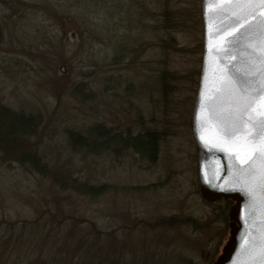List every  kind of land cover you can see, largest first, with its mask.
<instances>
[{
    "label": "rangeland",
    "instance_id": "1",
    "mask_svg": "<svg viewBox=\"0 0 264 264\" xmlns=\"http://www.w3.org/2000/svg\"><path fill=\"white\" fill-rule=\"evenodd\" d=\"M200 1L0 0V116L31 131L0 119V264H215L234 203L199 194ZM101 131L156 158L68 140Z\"/></svg>",
    "mask_w": 264,
    "mask_h": 264
},
{
    "label": "water",
    "instance_id": "2",
    "mask_svg": "<svg viewBox=\"0 0 264 264\" xmlns=\"http://www.w3.org/2000/svg\"><path fill=\"white\" fill-rule=\"evenodd\" d=\"M200 14L190 118L199 194L234 203L215 264H264V3L201 0Z\"/></svg>",
    "mask_w": 264,
    "mask_h": 264
},
{
    "label": "trees",
    "instance_id": "3",
    "mask_svg": "<svg viewBox=\"0 0 264 264\" xmlns=\"http://www.w3.org/2000/svg\"><path fill=\"white\" fill-rule=\"evenodd\" d=\"M0 117L1 123L5 127V131L8 136L28 135L31 133L27 125L30 122L28 118H24L22 115L11 112H7L4 114V116ZM18 124L21 125V128L18 126ZM25 127L29 130L26 131V133L24 132L26 130ZM115 138V140H112L114 138L111 139L110 137L106 138L104 131H101V134L94 135L93 133H88L86 136H81L79 134L75 135L71 133L68 137V140L70 141L72 148L91 154H98L106 151V149L111 146L110 144L114 142L116 145L120 143L125 148H131L137 154L146 156L150 160H154L156 158L158 152V137L152 132L148 134L145 133V135L138 134L135 137L115 136ZM30 163L35 165V162L32 159H30ZM86 260L89 261L88 259ZM87 263L88 262L85 261L83 262V264Z\"/></svg>",
    "mask_w": 264,
    "mask_h": 264
},
{
    "label": "flooded vegetation",
    "instance_id": "4",
    "mask_svg": "<svg viewBox=\"0 0 264 264\" xmlns=\"http://www.w3.org/2000/svg\"><path fill=\"white\" fill-rule=\"evenodd\" d=\"M220 202H222V204H223V208H225V209L228 211V209H229L231 203H230L229 201H224V200H222V201H220ZM229 226L231 227V224H230Z\"/></svg>",
    "mask_w": 264,
    "mask_h": 264
},
{
    "label": "snow or ice",
    "instance_id": "5",
    "mask_svg": "<svg viewBox=\"0 0 264 264\" xmlns=\"http://www.w3.org/2000/svg\"><path fill=\"white\" fill-rule=\"evenodd\" d=\"M262 3H264V0H261ZM260 110H264V102H261L259 105ZM264 123V122H262Z\"/></svg>",
    "mask_w": 264,
    "mask_h": 264
}]
</instances>
